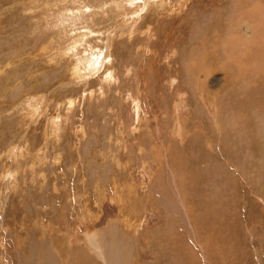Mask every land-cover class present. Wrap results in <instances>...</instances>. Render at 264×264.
Returning a JSON list of instances; mask_svg holds the SVG:
<instances>
[{"label": "rangeland", "instance_id": "rangeland-1", "mask_svg": "<svg viewBox=\"0 0 264 264\" xmlns=\"http://www.w3.org/2000/svg\"><path fill=\"white\" fill-rule=\"evenodd\" d=\"M46 259L264 264V0H0V264Z\"/></svg>", "mask_w": 264, "mask_h": 264}, {"label": "bare ground", "instance_id": "bare-ground-1", "mask_svg": "<svg viewBox=\"0 0 264 264\" xmlns=\"http://www.w3.org/2000/svg\"><path fill=\"white\" fill-rule=\"evenodd\" d=\"M145 48V47H144ZM94 59V58H93ZM100 59V58H99ZM94 61V60H93ZM72 104V103H71ZM70 104V105H71ZM95 234V233H94ZM89 236V235H88ZM89 237H91V236H89ZM92 237H94V235H92ZM92 241L93 240H90V239H87V246H89L90 248H91V250L93 251V253H95L96 255H99V256H101V253L99 252V250L98 249H96V245H93V243H92ZM95 242H97V241H95ZM99 243V242H98ZM97 244V243H96ZM102 245V244H101ZM47 247V246H46ZM43 248V247H42ZM44 249H45V247H44ZM42 250V251H40V253H41V257L43 256V255H46L47 256V254H49V256L51 255L49 252H47V251H50V250H47L46 251V249L45 250ZM48 249V248H47ZM101 249V248H100ZM98 250V251H97ZM117 251V250H116ZM105 252V251H104ZM120 252V251H119ZM115 253H118V252H115ZM119 254V253H118ZM53 255H54V253H53ZM48 256V257H49ZM119 256V255H118ZM124 256V255H123ZM45 257V256H44ZM122 257V256H121ZM50 258V257H49ZM103 258V257H102ZM70 259V258H69ZM101 259V258H100ZM116 259V258H115ZM122 259V258H121ZM106 261V260H105ZM105 261L103 262L104 264H105ZM116 261V260H115ZM118 261V260H117ZM122 261V260H121ZM44 262H47V264H49V262L51 263V264H53V261L52 260H50V259H46ZM107 263H108V261H107ZM118 263H119V261H118ZM120 263H122V262H120ZM44 264V263H43ZM109 264H111L110 262H109ZM114 264H115V262H114Z\"/></svg>", "mask_w": 264, "mask_h": 264}]
</instances>
